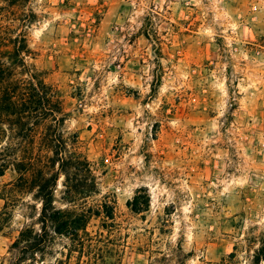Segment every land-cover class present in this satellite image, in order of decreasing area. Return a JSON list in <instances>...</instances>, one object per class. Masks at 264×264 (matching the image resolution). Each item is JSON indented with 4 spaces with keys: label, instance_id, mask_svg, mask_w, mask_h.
Here are the masks:
<instances>
[{
    "label": "rangeland",
    "instance_id": "rangeland-1",
    "mask_svg": "<svg viewBox=\"0 0 264 264\" xmlns=\"http://www.w3.org/2000/svg\"><path fill=\"white\" fill-rule=\"evenodd\" d=\"M17 35L67 117L0 124V264H264V0H0Z\"/></svg>",
    "mask_w": 264,
    "mask_h": 264
},
{
    "label": "trees",
    "instance_id": "trees-1",
    "mask_svg": "<svg viewBox=\"0 0 264 264\" xmlns=\"http://www.w3.org/2000/svg\"><path fill=\"white\" fill-rule=\"evenodd\" d=\"M10 43L12 46L9 49L2 50L0 47V124L6 123L10 126L12 138L26 141L34 134L35 128L51 120L56 128L49 134L48 141L53 144L52 148H55L54 154L59 155L63 140L57 129L67 117L63 100L45 84L41 74L27 63L25 58L30 57L32 53L25 38L17 35ZM2 133L3 130L0 129V135ZM14 150L11 145L7 146L0 152V156H8ZM11 166L17 171L24 172L30 170L32 164L14 160ZM5 167L6 163L0 164V176L3 175ZM39 191L42 198L39 217L40 222L46 226L47 220H56L57 217L50 195L43 193V187H40ZM71 224L65 223L64 226L70 229ZM38 237L40 239V235L35 237L36 241H39Z\"/></svg>",
    "mask_w": 264,
    "mask_h": 264
}]
</instances>
